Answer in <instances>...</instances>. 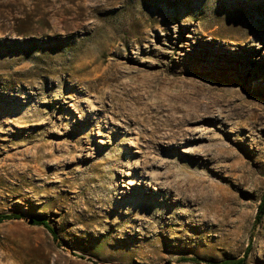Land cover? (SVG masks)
Returning <instances> with one entry per match:
<instances>
[{"label": "rangeland", "instance_id": "374dc122", "mask_svg": "<svg viewBox=\"0 0 264 264\" xmlns=\"http://www.w3.org/2000/svg\"><path fill=\"white\" fill-rule=\"evenodd\" d=\"M103 1L0 0V264H264V0Z\"/></svg>", "mask_w": 264, "mask_h": 264}, {"label": "bare ground", "instance_id": "6f19581e", "mask_svg": "<svg viewBox=\"0 0 264 264\" xmlns=\"http://www.w3.org/2000/svg\"><path fill=\"white\" fill-rule=\"evenodd\" d=\"M45 2H46V0H44ZM37 3V2H36ZM99 3V2H98ZM19 4V3H18ZM45 4V3H44ZM112 4V0H104L103 1V3H101V4H99V8H101V9H106V8H108L110 5ZM17 5V4H16ZM38 5V4H37ZM14 7V6H13ZM19 7H21V6H19ZM37 7V6H36ZM34 8H35V5H34ZM40 8V7H39ZM11 9H12V7H11ZM16 9H18V8H16ZM26 9V8H25ZM25 9H23L24 11H25ZM21 10V9H20ZM34 11V10H33ZM50 11V10H49ZM60 11V10H59ZM8 12V11H7ZM26 12V11H25ZM24 12V13H25ZM37 12V11H36ZM40 12V11H39ZM80 12V11H79ZM82 12V11H81ZM87 12V11H86ZM9 13V12H8ZM11 13V12H10ZM47 13V12H46ZM93 13V12H92ZM11 14H13V13H11ZM23 14V13H22ZM28 14V13H27ZM37 13H35V15H36ZM44 15H45V13H43ZM48 14V13H47ZM58 14V13H57ZM2 15H3V13H2ZM7 15V14H6ZM32 15H33V13H32ZM40 15V14H39ZM51 15V14H50ZM64 15V14H63ZM66 15H68V14H66ZM74 15V14H73ZM77 16H75L74 17V20H75V22H73L72 23V25H71V29H80V30H83L84 31V29H91V28H94V29H97L98 28V24H97V22H93V23H86L87 22V20H89L90 18H92V16L93 15H91L90 13H82V14H80L79 13V15L78 14H76ZM12 16V15H11ZM17 16V15H16ZM22 16H24V15H22ZM42 16V15H41ZM40 16V17H41ZM9 17V16H8ZM7 17V18H8ZM14 17V16H13ZM36 17H38V16H36ZM40 17H39V19H40ZM55 17V16H54ZM2 18V20H3V22H7L3 17H1ZM31 18V17H30ZM41 18H43V17H41ZM68 18V17H67ZM70 18V17H69ZM95 18H97V15L95 16ZM35 19V18H34ZM38 19V20H39ZM10 20V19H9ZM12 20V19H11ZM21 20H23V18L21 19ZM20 20V21H21ZM26 20V19H25ZM52 20V19H51ZM70 20V19H69ZM73 20V19H72ZM17 21V20H16ZM45 21H47V20H45ZM63 21H65V19H63ZM100 21V20H99ZM8 22H11V21H8ZM18 22H19V20H18ZM57 22V21H56ZM71 22V21H70ZM27 23V22H26ZM28 23H29V21H28ZM49 23H50V21H49ZM61 23V22H60ZM66 23V22H65ZM69 23V22H68ZM4 24V23H3ZM6 24V23H5ZM20 24V23H19ZM57 24H59V23H57ZM15 25V24H14ZM55 25H56V23H55ZM69 25V24H68ZM3 26V25H2ZM33 26V25H32ZM42 26H43V24H42ZM59 26V25H58ZM12 27V26H11ZM17 27V26H16ZM34 27V26H33ZM59 27H61V26H59ZM63 27H65L66 28V26L63 24ZM4 28V27H3ZM12 28H14V26L12 27ZM40 28V27H39ZM6 29V28H5ZM8 29V28H7ZM10 29V28H9ZM38 29V28H37ZM33 31H37L35 28H33L32 29ZM41 30V29H40ZM43 30V29H42ZM46 31H47V29H45ZM48 30L49 31H52V32H55L56 31V28L55 27H49L48 28ZM60 30H62V29H60ZM74 31V30H73ZM4 32V31H3ZM10 32V31H9ZM13 32V31H12ZM30 32H32V31H30ZM40 32V31H39ZM44 32V31H43ZM62 32V31H61ZM41 33V32H40ZM42 35V34H41ZM57 36V35H56ZM25 37V36H24ZM239 37H242V36H239ZM239 37H234V38H239ZM140 38V37H139ZM231 38V37H230ZM233 38V37H232ZM40 42V41H39ZM132 42V41H131ZM138 42V41H137ZM42 43V42H41ZM131 44V43H130ZM132 44H134V43H132ZM131 44V45H132ZM37 47V46H36ZM108 47L110 48V49H112L114 52H120V49L121 48H119L120 47V45L119 44H108ZM113 53V52H112ZM116 54V53H115ZM114 61V60H113ZM112 64V63H111ZM115 64V63H114ZM119 68V67H118ZM95 71V70H94ZM28 73V72H27ZM93 74V73H92ZM94 77V76H93ZM98 78V77H97ZM13 81V80H12ZM24 82V81H23ZM33 83L34 82H29V83H27V87L30 89V90H33ZM87 83L89 84V85H91L92 86V83L93 82H91V81H87ZM94 84H95V82H94ZM17 85V84H16ZM89 87V86H88ZM90 88V87H89ZM30 92V91H29ZM60 95H62V94H58V96H60ZM61 99H64V97H63V95H62V97H60ZM138 112V111H137ZM137 112H136V114H134L135 116H137V121H139L141 124H143L145 121H144V119L139 115V114H137ZM145 116V115H144ZM135 120V119H134ZM148 120V119H147ZM150 120V119H149ZM136 121V120H135ZM150 121H152V120H150ZM189 121V120H188ZM182 123H183V121H182ZM147 124V123H146ZM187 128V127H186ZM190 129V128H189ZM182 130V129H181ZM179 131V130H177V131H172L171 132V134L169 135L168 134V136H166L170 141H173V140H178V139H180L182 136H190V130H186V129H184L185 131ZM165 137V138H166ZM168 184V183H167ZM163 187H164V184H163ZM190 195V194H189Z\"/></svg>", "mask_w": 264, "mask_h": 264}, {"label": "trees", "instance_id": "16d2710c", "mask_svg": "<svg viewBox=\"0 0 264 264\" xmlns=\"http://www.w3.org/2000/svg\"><path fill=\"white\" fill-rule=\"evenodd\" d=\"M263 217H264V195L262 196L260 204L258 205L254 225L257 226L261 222ZM19 219H21V216L18 214H0V224L6 221L19 220ZM33 225L41 226L45 228L53 236V238L56 239L57 237L56 231L54 230L53 227H51V225L46 220L44 219L34 220ZM249 251H250V248L246 250L243 257L241 258L228 259L222 262H216L213 260H198V259H183V261H192V262H198V263L201 262L205 264H247V258H248Z\"/></svg>", "mask_w": 264, "mask_h": 264}, {"label": "water", "instance_id": "95a60500", "mask_svg": "<svg viewBox=\"0 0 264 264\" xmlns=\"http://www.w3.org/2000/svg\"><path fill=\"white\" fill-rule=\"evenodd\" d=\"M34 220H29V224L32 225Z\"/></svg>", "mask_w": 264, "mask_h": 264}]
</instances>
